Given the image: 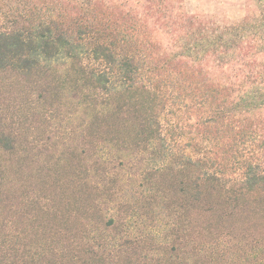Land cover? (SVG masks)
Instances as JSON below:
<instances>
[{
  "label": "trees",
  "instance_id": "trees-1",
  "mask_svg": "<svg viewBox=\"0 0 264 264\" xmlns=\"http://www.w3.org/2000/svg\"><path fill=\"white\" fill-rule=\"evenodd\" d=\"M243 1L244 15L230 19L188 13L183 0H0V78L69 61L92 91L96 121L105 109L108 121L125 108L138 114L127 133L148 153L134 163L144 215L156 236L175 237L162 251L174 264H264V234L238 239L225 225L264 211V0ZM14 152L0 135V264L29 253L22 226L2 217L13 208L5 157ZM113 174L134 184L131 173ZM116 204L107 227L123 225L121 212L140 218V208Z\"/></svg>",
  "mask_w": 264,
  "mask_h": 264
},
{
  "label": "rangeland",
  "instance_id": "rangeland-1",
  "mask_svg": "<svg viewBox=\"0 0 264 264\" xmlns=\"http://www.w3.org/2000/svg\"><path fill=\"white\" fill-rule=\"evenodd\" d=\"M183 6L191 14L230 19L241 18L245 11L243 0H183ZM52 67L0 78V135L15 141V152L5 157L13 208L2 211V217L24 229L29 250L24 264H80L79 259L89 264H174L163 252L175 237L164 232L156 236V220L144 215L148 202L142 194L143 168L134 163L148 153L132 149L128 138L138 114L125 108L127 116L108 121L110 111L105 109L104 123L96 121L92 91L75 65L59 61ZM128 156L129 162H121ZM123 171L133 175L134 184L111 182L113 173ZM36 201L43 210L36 209ZM120 201L123 207L140 208V218L121 212L123 225L107 227ZM263 214L250 208L225 225L238 239L262 240ZM201 220L204 228L209 218ZM206 233L203 229L202 236Z\"/></svg>",
  "mask_w": 264,
  "mask_h": 264
}]
</instances>
